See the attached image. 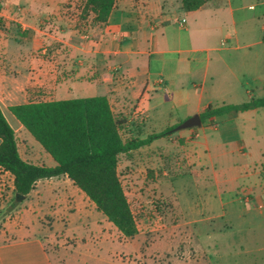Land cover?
I'll list each match as a JSON object with an SVG mask.
<instances>
[{
  "label": "crops",
  "instance_id": "crops-1",
  "mask_svg": "<svg viewBox=\"0 0 264 264\" xmlns=\"http://www.w3.org/2000/svg\"><path fill=\"white\" fill-rule=\"evenodd\" d=\"M67 1L12 0L0 12L5 17L12 13L10 19L22 30H29L27 37L0 39V109L15 131L20 156L29 162L54 165L49 154L29 141L20 121L9 110L13 104L68 99L73 93L81 97L106 95L113 112L124 115L128 124L138 128L139 120L149 126L155 123L157 107L164 100L172 106L186 107L189 110L186 119L213 102L236 104L264 96V68L239 79L229 64V54L221 55L220 60L236 82L204 98L213 49L208 36L204 33L198 36L197 30L186 26L191 19L197 28L202 16L211 19L220 14L218 29L225 31L217 49L238 52L236 60L240 66L247 60L253 66L262 65L264 22L255 27L256 21L244 16L243 9H254L256 20L264 21V0L249 1L246 6L247 0H206L192 11H184L180 0H116L106 23L93 26L88 39L75 27L76 20L64 15L44 22L48 31H40L44 34L39 36V20L61 13ZM182 19L183 26L179 23ZM172 23L188 29L185 38L168 40L165 32ZM238 27L251 37H239ZM39 48L43 55L47 53L45 59L39 57ZM196 74L201 75V85L195 82ZM163 124H166L164 128L171 126L170 122ZM186 131L182 135L186 137L187 168L196 182L197 170L204 172L203 179L213 189L210 197L214 199L207 197L204 201L212 213L205 217H198L199 210L194 209L200 205L197 201L189 202L191 222L195 226L193 236L196 238L195 232L204 228L209 231L215 219L225 216L228 205L233 206V214L238 218L251 215L252 219L264 220V109L230 111ZM139 136L144 137L141 133ZM167 136L176 142L171 134ZM173 166L181 169L183 165L180 160H174ZM77 188L66 175L37 180L24 200L31 192L42 197L47 189L45 214L52 217L61 213L64 217L56 218L52 226L44 225L35 207L23 204V200L14 217L17 222L5 223V228L0 230V264H55L46 241L57 232L56 224L60 222L64 230L86 229L88 219L77 206L87 196ZM5 193L16 200L13 176L0 168V196ZM68 206L75 209L72 211ZM32 217L41 222L43 231L31 229Z\"/></svg>",
  "mask_w": 264,
  "mask_h": 264
},
{
  "label": "rangeland",
  "instance_id": "rangeland-1",
  "mask_svg": "<svg viewBox=\"0 0 264 264\" xmlns=\"http://www.w3.org/2000/svg\"><path fill=\"white\" fill-rule=\"evenodd\" d=\"M249 1L252 0H247L245 6ZM79 3L80 0H68L63 5L61 13L49 14L48 17L40 19L37 34L39 33L40 36V34L47 33L48 29L45 23L53 21V18L58 15H64L69 19H75V27L80 29L79 32L84 35V38L88 39L93 32V26L99 24L93 22L91 16L86 19L79 18ZM7 4H12V0H0V12ZM243 10L244 16L252 18L253 22L256 21L255 27L264 22L262 19L256 20L254 9L245 7ZM7 16L0 14V39L29 35L28 29L22 30L16 21L10 19L12 13ZM220 18V14H215L211 19L209 16L205 18L202 16L198 19L197 28L191 19L186 22L188 28L198 31V36L202 33L208 36L209 45L213 49L210 52L212 59L208 69V78L204 82V98L209 93L221 92L236 82L229 70L222 65L221 55L228 57L231 54L229 64L237 72L239 79L248 78L264 68V64L253 66L250 60H247L244 66H240L236 60L238 52L230 51L228 53L217 49L220 47V39L225 31L219 32ZM172 24L165 32V35L169 37L168 40L170 41V37L174 41L185 38L188 29H181L177 24ZM238 28L239 37H251V34L245 35L241 32L240 27ZM40 31L44 33H40ZM189 36L192 37V35ZM177 37L179 39H176ZM41 49H38L39 57L45 59L47 53L45 52L46 54L43 55ZM210 75L213 76L212 80H210ZM200 77V74L194 75L195 82L201 85ZM69 97H81V94L73 93ZM212 104L214 105L215 102ZM113 109L116 111L115 108ZM157 111V118L151 126L147 122L139 120L138 128L141 135L144 136L153 133V130L163 129L166 125L163 123L166 121L173 126L170 134L176 139V142L170 140L169 136H160L153 140L154 145L143 146L128 154H121L118 162L119 178L137 223V233L133 237L122 235L85 197L79 201L77 207L82 216L88 219L86 229L79 227L74 231L64 230L58 221L59 223L54 227L56 229L54 231L57 232L53 236H48L47 249L51 252L54 263L264 264V220L255 217L252 219L251 215L238 218L233 214L232 205L226 206L225 216L215 219L209 231L204 228L198 233L195 232L196 238L193 236L192 229H195V226L191 222L192 206L189 202L197 201V204H200L194 207L195 210L197 208L199 210L198 217L210 215L212 213L208 211L204 201L207 200V197L211 200L210 196L213 192V189L207 187V183L203 179L204 172L197 170L199 177L196 182L194 175L190 173L186 165V137L182 134L187 132V129L196 126L176 129V126L185 120V114L189 111L184 106H172L168 100H164L160 102ZM136 127H131L132 135H135ZM128 133V127H124L122 134L125 138L129 136ZM25 134L36 148H41L40 150L44 152L40 144L27 131ZM19 143L21 150L24 149L20 141ZM155 145L162 146L156 147ZM47 156L49 155L47 154ZM174 160L182 162L181 169L174 168ZM45 163L49 162L45 160ZM75 188L77 187L75 186ZM6 195L7 193L0 196V230L5 228V223L14 224L17 222L14 217L18 214L17 211L24 200L23 198L20 201H14L13 197H6ZM41 196L37 197L35 192H31L23 204L35 207L36 215L41 216L40 220L43 224L52 226L56 218L63 219L64 215L60 213V216L52 215L51 217V214H45L48 209L46 208L49 196L47 189L42 192ZM212 200L214 199L212 198ZM68 208L72 211L75 209L73 206H68ZM34 217L30 224L31 229L43 231L41 222L37 223L36 217ZM99 235L102 238H99Z\"/></svg>",
  "mask_w": 264,
  "mask_h": 264
},
{
  "label": "trees",
  "instance_id": "trees-1",
  "mask_svg": "<svg viewBox=\"0 0 264 264\" xmlns=\"http://www.w3.org/2000/svg\"><path fill=\"white\" fill-rule=\"evenodd\" d=\"M116 0H80L79 18L91 16L103 25ZM206 0H180L184 11L200 8ZM264 109V96L236 104H208L199 113L201 123L230 111ZM54 165L36 164L23 159L15 131L0 109V168L13 176L14 192L27 195L37 180L66 175L106 219L125 237H133L137 223L119 178L121 154L149 145L155 138L170 134L173 126L140 137L124 115L113 112L106 95L57 100L28 101L9 106ZM128 127L129 136L122 130Z\"/></svg>",
  "mask_w": 264,
  "mask_h": 264
},
{
  "label": "water",
  "instance_id": "water-1",
  "mask_svg": "<svg viewBox=\"0 0 264 264\" xmlns=\"http://www.w3.org/2000/svg\"><path fill=\"white\" fill-rule=\"evenodd\" d=\"M201 124V118L198 113L186 118L183 120L180 124L176 126V129H183V128H189V127H194V126H199ZM25 197V195L16 193L15 194V199L17 201L22 200Z\"/></svg>",
  "mask_w": 264,
  "mask_h": 264
},
{
  "label": "built area",
  "instance_id": "built-area-1",
  "mask_svg": "<svg viewBox=\"0 0 264 264\" xmlns=\"http://www.w3.org/2000/svg\"><path fill=\"white\" fill-rule=\"evenodd\" d=\"M250 7L252 8L253 6L251 5ZM183 23H184V19L181 20L180 24L183 25Z\"/></svg>",
  "mask_w": 264,
  "mask_h": 264
}]
</instances>
